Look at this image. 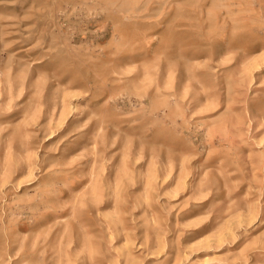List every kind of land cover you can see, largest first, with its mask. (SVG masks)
Here are the masks:
<instances>
[{"label": "rangeland", "instance_id": "374dc122", "mask_svg": "<svg viewBox=\"0 0 264 264\" xmlns=\"http://www.w3.org/2000/svg\"><path fill=\"white\" fill-rule=\"evenodd\" d=\"M0 264H264V0H0Z\"/></svg>", "mask_w": 264, "mask_h": 264}]
</instances>
